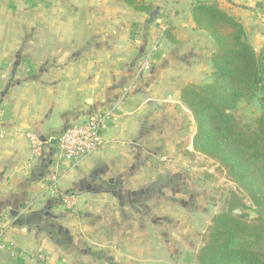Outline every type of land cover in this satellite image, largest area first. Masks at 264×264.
<instances>
[{
    "label": "crops",
    "instance_id": "0c3cea01",
    "mask_svg": "<svg viewBox=\"0 0 264 264\" xmlns=\"http://www.w3.org/2000/svg\"><path fill=\"white\" fill-rule=\"evenodd\" d=\"M147 1L155 15L121 0H0V264H119L116 247L146 244L138 238L159 229L167 205L199 211L188 178L202 171L186 173L198 153L181 89L210 80L214 43L192 8L213 1L239 18L245 9L224 0ZM257 2L264 0H243L253 13ZM250 40L263 49L264 38L259 50ZM155 45L151 70L140 74ZM107 110L116 119L105 124L100 150L60 159L62 134ZM29 133L44 142L39 157ZM55 172L58 188L48 182Z\"/></svg>",
    "mask_w": 264,
    "mask_h": 264
},
{
    "label": "trees",
    "instance_id": "16d2710c",
    "mask_svg": "<svg viewBox=\"0 0 264 264\" xmlns=\"http://www.w3.org/2000/svg\"><path fill=\"white\" fill-rule=\"evenodd\" d=\"M121 1L136 11L157 13L147 0ZM256 7L264 16V2ZM192 18L214 43L210 80L181 89L194 120L193 148L218 164L255 215L215 214L192 264H264V47L257 52L240 18L217 2H197ZM167 26L164 37L176 43L173 27ZM253 101L261 114L242 121L236 115L239 105Z\"/></svg>",
    "mask_w": 264,
    "mask_h": 264
},
{
    "label": "rangeland",
    "instance_id": "374dc122",
    "mask_svg": "<svg viewBox=\"0 0 264 264\" xmlns=\"http://www.w3.org/2000/svg\"><path fill=\"white\" fill-rule=\"evenodd\" d=\"M224 2L233 6V8L239 6L245 9L244 17L240 16V18L246 24V28L251 37L250 39L253 40L256 48L259 50L258 42L260 39L264 38V16L261 13H253V11L243 3V0H224ZM31 8L32 6H26L25 8L26 20L24 24L25 29L28 31H31L33 28V11ZM8 27L16 30L17 22L15 20L10 21ZM6 40L8 44L16 43L15 37L10 36ZM260 114L261 110L257 101H253L249 104L242 103L236 111L237 117L242 121H250ZM195 157L196 160L191 165H187L189 170H187L186 173L202 171L201 176H189L188 178L190 182H192V177L196 180L192 188L196 189L199 193H196L193 199H198L197 202H194V206L195 209L199 207V211L196 213H189L183 211V208L167 205V207L159 213L160 219H162L159 229H151V231H149L150 233L147 231L149 233L148 236L144 235L145 237L138 238L139 241L141 240L146 244H138L137 247L130 246V251L126 244H121L116 247L121 256L119 264H192L194 256L202 244V236L211 224L212 217L220 211H226L230 195L233 191L238 192L242 199L244 215L250 218L255 217L249 200L237 190L236 185L227 178L218 164L199 154ZM54 174L60 178L59 173L55 172ZM56 188H58V184ZM200 194L203 197L200 196V198H196L199 197ZM160 205L163 206V208L165 207L164 203L157 206ZM156 221H158V219ZM149 240L152 241L151 245L148 244ZM105 250L107 255H110V253L112 254L110 248L105 247ZM129 256L131 259H129ZM110 263L111 262H105V264ZM94 264L96 263L94 262Z\"/></svg>",
    "mask_w": 264,
    "mask_h": 264
},
{
    "label": "built area",
    "instance_id": "2783aa9c",
    "mask_svg": "<svg viewBox=\"0 0 264 264\" xmlns=\"http://www.w3.org/2000/svg\"><path fill=\"white\" fill-rule=\"evenodd\" d=\"M164 25L162 31L167 29ZM157 52V45H155L146 58L142 61L139 72L140 74L151 70L153 65V56ZM116 119L114 110H107L104 112H95L89 118L81 123L68 128L58 140L60 159L71 160L78 157H89L98 152L102 146V130L105 124L111 120ZM30 143L32 155L34 157L41 156L43 152L44 142L41 138L34 134H27ZM48 182L53 187H56L59 178L57 175L50 174ZM66 204L69 208L75 205L73 197L66 199ZM41 264H48L43 261Z\"/></svg>",
    "mask_w": 264,
    "mask_h": 264
},
{
    "label": "water",
    "instance_id": "95a60500",
    "mask_svg": "<svg viewBox=\"0 0 264 264\" xmlns=\"http://www.w3.org/2000/svg\"><path fill=\"white\" fill-rule=\"evenodd\" d=\"M149 105L156 109H162V104L160 102L151 101ZM226 213L231 216L237 217H241L244 215V211L242 208V199L238 192L233 191L231 193Z\"/></svg>",
    "mask_w": 264,
    "mask_h": 264
}]
</instances>
